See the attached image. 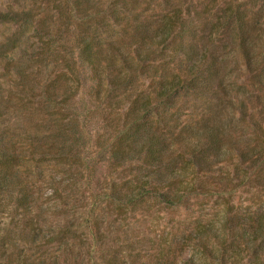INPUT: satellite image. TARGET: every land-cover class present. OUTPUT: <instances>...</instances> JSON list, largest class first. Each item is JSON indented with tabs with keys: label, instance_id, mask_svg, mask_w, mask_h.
Wrapping results in <instances>:
<instances>
[{
	"label": "trees",
	"instance_id": "1",
	"mask_svg": "<svg viewBox=\"0 0 264 264\" xmlns=\"http://www.w3.org/2000/svg\"><path fill=\"white\" fill-rule=\"evenodd\" d=\"M0 22V264H264V0Z\"/></svg>",
	"mask_w": 264,
	"mask_h": 264
},
{
	"label": "rangeland",
	"instance_id": "2",
	"mask_svg": "<svg viewBox=\"0 0 264 264\" xmlns=\"http://www.w3.org/2000/svg\"><path fill=\"white\" fill-rule=\"evenodd\" d=\"M42 0H0V11H6L9 8H14L15 10H19L21 8H29L30 5L35 4V5H41ZM17 24L15 23H2L0 22V43L4 41V39L8 36H10L16 29H17ZM35 44V38L30 35L28 37V39L22 44L20 50L21 53H25L26 54H30L33 52V47ZM79 177H75V178H71L69 175L64 174L62 171H59L58 176L56 177L55 181L56 183H61V185L63 186L64 184H73L74 182H78L79 183ZM104 188L99 189L98 193L102 194ZM51 190L49 189L46 194L47 196L50 194ZM85 195H88V192L86 190H83V188L81 189V193H84ZM246 195H242L241 196V200L246 202ZM77 200H85L82 204H86V200L87 199H83V198H78ZM92 200V199H89ZM88 200V201H89ZM95 200H102V198L100 196L96 197ZM218 200H211V202H206L205 204L202 205H198L195 206L197 208H199L200 210H202L203 212H207L206 209H208L209 207L213 206L215 207V211L218 208ZM207 204V205H206ZM79 205V206H81Z\"/></svg>",
	"mask_w": 264,
	"mask_h": 264
}]
</instances>
